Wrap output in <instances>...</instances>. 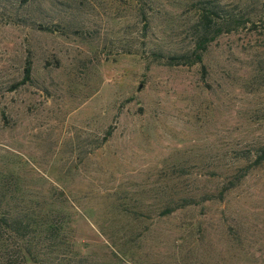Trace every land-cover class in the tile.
Wrapping results in <instances>:
<instances>
[{"label":"rangeland","instance_id":"374dc122","mask_svg":"<svg viewBox=\"0 0 264 264\" xmlns=\"http://www.w3.org/2000/svg\"><path fill=\"white\" fill-rule=\"evenodd\" d=\"M261 147L264 0H0V264H264Z\"/></svg>","mask_w":264,"mask_h":264},{"label":"trees","instance_id":"16d2710c","mask_svg":"<svg viewBox=\"0 0 264 264\" xmlns=\"http://www.w3.org/2000/svg\"><path fill=\"white\" fill-rule=\"evenodd\" d=\"M211 22H212V20H211L210 16L208 15V13L203 14V20L201 21L202 32L200 33L198 40L196 41L195 49L193 52V57H188L187 55H184V54L173 55V56H169L167 58H164L163 56L159 55V57L164 59V62L167 64H170V65H174V64L175 65H179V64L191 65V64H194L196 62H201L203 52L206 50L208 44L216 36V34L215 33L213 34L209 28ZM238 24H239V20H235V19L231 20V26L232 27H234ZM30 73H31V65H30V61L27 60L26 65L24 67V77H23L24 81L28 80L30 78ZM263 161H264V147H261L260 153H258L256 155L253 162L255 165H258V164L262 163ZM7 220L8 219L5 215L0 214V224H2V222L6 224V222H8ZM21 224H23V226H21ZM9 226H11L14 229V231L16 232L17 235H19V236L23 235L24 236L26 231H27V228H29L31 226V224L25 222L24 220L18 219V217H16V218L10 219ZM54 226H55L54 224L47 222L46 229L44 230V231H47L46 232L47 237L48 236H51V237L55 236L54 234L51 235V233L55 229ZM29 244H31L30 240H28L27 243H24V245H22L23 247L21 248V249H23V252H24L23 253L24 262L26 263L27 261H33L34 264H44V262L42 263V261L38 255H34L33 253H30ZM28 264H31V263H28ZM56 264H58V263H56Z\"/></svg>","mask_w":264,"mask_h":264}]
</instances>
